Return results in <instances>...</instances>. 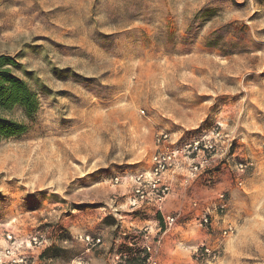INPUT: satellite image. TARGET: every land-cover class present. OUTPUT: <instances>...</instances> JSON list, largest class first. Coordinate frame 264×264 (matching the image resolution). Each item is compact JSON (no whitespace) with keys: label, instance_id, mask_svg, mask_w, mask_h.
Instances as JSON below:
<instances>
[{"label":"rangeland","instance_id":"1","mask_svg":"<svg viewBox=\"0 0 264 264\" xmlns=\"http://www.w3.org/2000/svg\"><path fill=\"white\" fill-rule=\"evenodd\" d=\"M1 55L39 108L0 138V241L39 233L47 264H112L155 135L218 134L235 231L207 235L211 264H264V0H0ZM83 234L106 244L86 252Z\"/></svg>","mask_w":264,"mask_h":264},{"label":"built area","instance_id":"2","mask_svg":"<svg viewBox=\"0 0 264 264\" xmlns=\"http://www.w3.org/2000/svg\"><path fill=\"white\" fill-rule=\"evenodd\" d=\"M217 136L203 134L173 141L169 133L161 131L155 135L150 167L130 178L127 196L132 214L145 217L146 209L151 208L154 221L139 227H123L121 219L115 242L117 249L111 255L112 264H179L174 260H160L164 237L188 221L206 235H210L222 223L221 237L233 235L235 227L226 220L229 199L224 189L205 201L192 198L187 207L173 212L165 210V203L173 192V178L180 173L182 183L187 187L196 181L203 182L208 189L216 184L215 175L223 167V161L230 157L228 147L220 148L218 145ZM251 166L248 160L234 163L237 185H242L241 177ZM79 239L84 243L86 252L99 249L104 244L100 234H83ZM1 241L0 264H47L44 257L47 239L39 233L21 235L12 229H5ZM221 246L222 242L212 246L202 240L191 247V264H211L219 259Z\"/></svg>","mask_w":264,"mask_h":264},{"label":"crops","instance_id":"3","mask_svg":"<svg viewBox=\"0 0 264 264\" xmlns=\"http://www.w3.org/2000/svg\"><path fill=\"white\" fill-rule=\"evenodd\" d=\"M225 179L226 177H220L216 185L211 189L204 187L203 182L201 183L200 181H196L187 187L182 183L180 173L173 178V192L165 203L166 212H173L183 207H187L189 200L192 198L205 201L212 198L213 194L221 190L223 187L229 189ZM129 192L130 188L125 190L123 194L127 195ZM146 213L145 217H142V215L136 216L132 214L129 204H127L122 223L123 226L139 227L147 224V222L154 221L153 210L151 208H147ZM117 236L118 235L116 234V237ZM102 237L103 239H106L105 235ZM207 238L208 236L204 232L197 229L193 222L188 221V223L183 224L181 227H177L164 237L163 250L160 260L163 262H170L174 260L184 264H191V247H195L202 240H206ZM116 240L117 238L114 240V237H112L108 239V242L111 241L112 243L113 241L116 242ZM0 244H2V241H0ZM105 244L106 240L103 245ZM181 245H183V247ZM78 264H81V262Z\"/></svg>","mask_w":264,"mask_h":264},{"label":"trees","instance_id":"4","mask_svg":"<svg viewBox=\"0 0 264 264\" xmlns=\"http://www.w3.org/2000/svg\"><path fill=\"white\" fill-rule=\"evenodd\" d=\"M16 66L13 58L0 56V138L3 139L25 135L28 122L34 121L39 108L35 91L14 73ZM14 111L20 112L21 119L12 115Z\"/></svg>","mask_w":264,"mask_h":264}]
</instances>
